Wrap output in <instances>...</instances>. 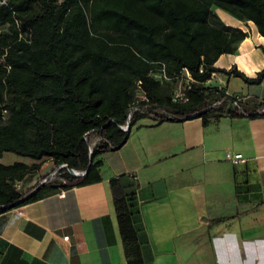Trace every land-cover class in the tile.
I'll return each mask as SVG.
<instances>
[{
  "label": "trees",
  "instance_id": "obj_1",
  "mask_svg": "<svg viewBox=\"0 0 264 264\" xmlns=\"http://www.w3.org/2000/svg\"><path fill=\"white\" fill-rule=\"evenodd\" d=\"M214 9L252 22L264 36V0L0 4V158L13 153L34 161L0 163V213L64 187L97 180L99 157L120 149L142 118L159 123L198 117L204 126L224 115L264 118V100L244 109L225 89L204 86L216 73L248 85L264 81V70L248 78L234 67L232 71L214 67L221 55L236 53L247 35L225 26ZM161 66L168 75L188 71L194 81L188 102L172 101L174 81L150 77ZM127 120L129 129L123 131ZM46 161L56 172L52 174L53 168L22 191L18 184ZM70 170L84 174L75 176ZM109 186L126 264H147L135 185L121 175Z\"/></svg>",
  "mask_w": 264,
  "mask_h": 264
},
{
  "label": "crops",
  "instance_id": "obj_2",
  "mask_svg": "<svg viewBox=\"0 0 264 264\" xmlns=\"http://www.w3.org/2000/svg\"><path fill=\"white\" fill-rule=\"evenodd\" d=\"M214 12L247 34L214 67L254 78L264 70V36L250 21ZM214 82L244 101L264 100V81L248 85L216 73L204 86ZM227 152L244 162L232 164ZM99 158L97 180L0 213V264H126L109 186L121 175L135 185L147 264H264V118L224 115L204 126L198 117H145L120 149ZM53 168L26 178L21 190Z\"/></svg>",
  "mask_w": 264,
  "mask_h": 264
},
{
  "label": "built area",
  "instance_id": "obj_3",
  "mask_svg": "<svg viewBox=\"0 0 264 264\" xmlns=\"http://www.w3.org/2000/svg\"><path fill=\"white\" fill-rule=\"evenodd\" d=\"M6 0H0V4H5ZM150 77L156 81L160 82H171L174 81V87L171 92V99L175 103H186L189 101V91L192 88L194 83L193 79L189 75L186 69H182L177 74L168 75L164 66H161L157 71H151L149 73ZM215 74L212 75L211 79L214 78ZM227 94V93H226ZM229 95V94H228ZM236 101L245 100L244 97L235 96ZM131 111V110H130ZM129 121L127 120L125 125L121 126L123 131H127L129 129ZM225 159L230 161L232 164H238L244 162V159L240 154H233L227 152L225 154ZM57 169L54 170L52 174L56 172ZM51 174V175H52ZM63 193H60L59 196L63 197ZM68 237H64L63 240H67Z\"/></svg>",
  "mask_w": 264,
  "mask_h": 264
},
{
  "label": "rangeland",
  "instance_id": "obj_4",
  "mask_svg": "<svg viewBox=\"0 0 264 264\" xmlns=\"http://www.w3.org/2000/svg\"><path fill=\"white\" fill-rule=\"evenodd\" d=\"M224 14H227V13H224ZM234 82H233V86H234ZM208 88H210V89H215V88H218L217 87V85H216V83L214 82V83H210L209 85H208ZM235 97V96H234ZM136 98H140L139 97V95H137V97ZM252 98H250V99H248L247 101H240L239 100V103H240V105H241V107L242 108H244V109H248V107L252 104ZM226 105L227 106H230L232 109H234V104L232 103V102H227L226 103ZM165 108H167V109H171V106H169V105H165ZM96 141V139L95 138H93L92 139V141H91V143H92V145H93V143ZM14 162H22V163H25V164H27V165H31V164H33L34 163V161H32L31 159H29V158H26V157H21V156H18V155H16V154H13V153H4L3 155H2V157L0 158V163H3V164H12V163H14ZM45 164V163H44ZM44 164L39 168V171L40 172H44L46 169H48V168H53V165L52 164H46L45 166H44ZM43 166H44V168H43ZM53 170V169H52ZM36 173V172H35ZM19 185V187H20V189H24V187H22V183H20V184H18Z\"/></svg>",
  "mask_w": 264,
  "mask_h": 264
},
{
  "label": "water",
  "instance_id": "obj_5",
  "mask_svg": "<svg viewBox=\"0 0 264 264\" xmlns=\"http://www.w3.org/2000/svg\"><path fill=\"white\" fill-rule=\"evenodd\" d=\"M70 173H72L73 175H75V176H82L84 173H76V172H74V171H72V170H70Z\"/></svg>",
  "mask_w": 264,
  "mask_h": 264
}]
</instances>
